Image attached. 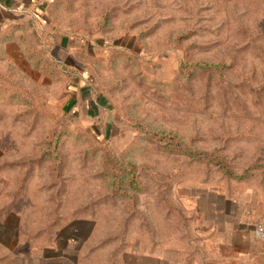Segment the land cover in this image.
Returning a JSON list of instances; mask_svg holds the SVG:
<instances>
[{"label":"rangeland","instance_id":"rangeland-1","mask_svg":"<svg viewBox=\"0 0 264 264\" xmlns=\"http://www.w3.org/2000/svg\"><path fill=\"white\" fill-rule=\"evenodd\" d=\"M38 2L36 40L110 54L75 53L84 92H0V264H203L212 218L264 199V0Z\"/></svg>","mask_w":264,"mask_h":264},{"label":"crops","instance_id":"crops-1","mask_svg":"<svg viewBox=\"0 0 264 264\" xmlns=\"http://www.w3.org/2000/svg\"><path fill=\"white\" fill-rule=\"evenodd\" d=\"M17 13H24L20 17L24 22H12L14 20H11L12 16ZM41 16L42 9L39 2L37 4V0H0V52L4 57V61L11 64L24 63V68L28 70L26 71L27 75L34 83L39 85L42 84L43 79L48 78V75L43 74L37 68H33L32 63L25 57L22 45L15 36L22 33V29L15 25L21 24L24 26L35 45L42 51V46L47 40L42 44V41L36 40L32 35L33 31H37L36 24L39 26L41 24H39ZM8 35H11V37H8ZM52 36L50 34L48 40L54 44V46L51 45V50L54 48V52H52L54 58L60 63V68H63L64 72L70 70L64 87L66 89L69 86L71 88L77 87L76 91H86L85 89H89L88 85H90V82L87 81L89 75L85 70L78 69L75 53L80 51L98 60L106 59L110 54L108 46H102L99 39L93 41V37H74L69 33L63 34L60 36L61 38L58 35ZM63 39L68 40V42L64 43ZM49 41H47L48 44ZM90 41L95 46L98 44L99 49L92 52L87 50L85 46ZM78 42L83 44L84 47L77 46ZM44 49L49 52V49ZM31 72H35L38 78L33 77ZM74 79L76 80L75 83L73 82ZM99 97L101 102H105L103 95H99ZM95 101L83 98L80 103L87 109L90 103L93 105L98 103ZM239 207L228 206L226 213L221 214L216 219L212 218L208 226L209 229L202 233L200 245L205 255L203 264H264V239L255 237L253 230L255 223L264 221V199L262 197L257 209L243 210L242 207Z\"/></svg>","mask_w":264,"mask_h":264},{"label":"trees","instance_id":"trees-1","mask_svg":"<svg viewBox=\"0 0 264 264\" xmlns=\"http://www.w3.org/2000/svg\"><path fill=\"white\" fill-rule=\"evenodd\" d=\"M16 27H20L22 29V33L15 35L20 44L22 45V50L25 54V57L27 60L32 63L34 68L39 69L44 74L48 75L49 77L57 78L58 74H61L64 72L62 68H60L59 62L54 58L53 53L54 48L51 50V45L53 44L49 41L48 49L49 52L43 53L33 42L31 37L29 36L26 28L22 26L21 24H16ZM12 35V34H11ZM11 35H8V37H11ZM14 36V35H13ZM97 59V58H96ZM2 66V67H1ZM25 76L21 75L13 64L7 63L4 61V57L2 56L0 52V92L5 94L7 91H9V88H16L18 90L19 99L18 101L23 102L24 104H29L31 102L32 106H35V100L29 95L30 93L33 94L32 90H28L26 92L23 90L20 86H24V88H32L35 92L39 86L35 83H26L27 85H24L22 83V80L25 81ZM188 154L191 156L197 157L198 160H209L212 163L218 165L220 170H222L224 173L229 175L230 177L234 178H245L251 175L249 170H243L241 173H237L235 170L229 168L228 163L220 158H213L212 155L207 154L205 152H201L198 150H187ZM262 177L264 178V172L262 173Z\"/></svg>","mask_w":264,"mask_h":264},{"label":"built area","instance_id":"built-area-1","mask_svg":"<svg viewBox=\"0 0 264 264\" xmlns=\"http://www.w3.org/2000/svg\"><path fill=\"white\" fill-rule=\"evenodd\" d=\"M254 235L258 239H264V221L258 222L254 227Z\"/></svg>","mask_w":264,"mask_h":264}]
</instances>
